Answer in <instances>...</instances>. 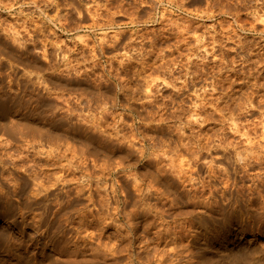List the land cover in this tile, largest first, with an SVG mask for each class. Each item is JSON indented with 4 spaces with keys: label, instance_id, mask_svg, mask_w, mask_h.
<instances>
[{
    "label": "rangeland",
    "instance_id": "rangeland-1",
    "mask_svg": "<svg viewBox=\"0 0 264 264\" xmlns=\"http://www.w3.org/2000/svg\"><path fill=\"white\" fill-rule=\"evenodd\" d=\"M5 199L0 264H264V0H0Z\"/></svg>",
    "mask_w": 264,
    "mask_h": 264
},
{
    "label": "bare ground",
    "instance_id": "bare-ground-1",
    "mask_svg": "<svg viewBox=\"0 0 264 264\" xmlns=\"http://www.w3.org/2000/svg\"><path fill=\"white\" fill-rule=\"evenodd\" d=\"M189 123V122H188ZM244 135V134H243ZM180 139V138H179ZM179 150L181 149L180 147L178 148ZM182 150V149H181ZM177 152H178V150H177ZM177 152H176V156H178L179 157V154L177 155ZM162 161V160H161ZM161 161H159V162H161ZM0 205L2 206V207H4L5 209H6V211H8V209L10 208V207H12V204L10 205V201H8V200H4V201H1L0 202ZM9 205H10V207H9ZM2 212H3V210H2ZM7 215H8V213H7ZM10 215V214H9ZM9 217V216H8ZM6 222H9V221H6ZM5 222V223H6ZM16 259V258H15ZM17 260V259H16ZM18 260H19V257H18Z\"/></svg>",
    "mask_w": 264,
    "mask_h": 264
}]
</instances>
